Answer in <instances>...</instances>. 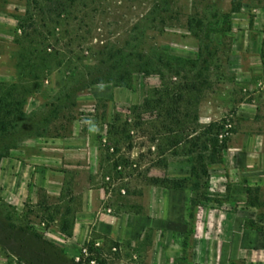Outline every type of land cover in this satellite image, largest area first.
Returning <instances> with one entry per match:
<instances>
[{
    "label": "rangeland",
    "instance_id": "rangeland-1",
    "mask_svg": "<svg viewBox=\"0 0 264 264\" xmlns=\"http://www.w3.org/2000/svg\"><path fill=\"white\" fill-rule=\"evenodd\" d=\"M262 8L264 0H0V95L14 85L24 97V115L11 124L12 115L0 105V120L8 126L0 131V264H245L235 254L246 250L259 257L264 40L257 62L231 63L229 55L247 27L253 35L264 32ZM175 70L202 82L198 119L189 124L200 129L224 118L234 129L222 162L208 165L207 189L166 192L146 181L193 180L196 152L186 155L179 147L156 156L149 152L155 150L150 125L133 124V107ZM153 117L152 111L141 114L144 121ZM123 121L130 124L127 134L109 132ZM115 141L119 151L111 155ZM10 152L12 161L35 174L17 204L3 194L13 184L4 174ZM67 152L72 162L64 158ZM108 154L130 156L138 167L109 181L99 168L111 163L104 160ZM14 165L11 175L17 176ZM61 170L64 175L55 172ZM47 180L60 183L65 199L45 192ZM86 186L92 188L88 200H99L94 211L79 204ZM247 187L259 188L252 191L257 204H249ZM118 189L130 191L126 200ZM129 204L141 212L133 216ZM66 206L75 210L77 223L69 237L58 230ZM118 208L123 212L116 225ZM99 218L123 239L96 231Z\"/></svg>",
    "mask_w": 264,
    "mask_h": 264
},
{
    "label": "trees",
    "instance_id": "trees-1",
    "mask_svg": "<svg viewBox=\"0 0 264 264\" xmlns=\"http://www.w3.org/2000/svg\"><path fill=\"white\" fill-rule=\"evenodd\" d=\"M236 10L237 9H232L231 11ZM225 19L226 22L229 23L228 15H225ZM192 67H195L194 63ZM173 76L168 79L163 76L162 86L153 89L151 94L144 97L140 105L133 107V109L137 111V119L133 124L135 127L141 126L142 124L150 125L148 140L153 143L155 150H149V152L155 153L156 156L164 155L166 152L176 153L179 147L186 155H192L196 152V154L192 156L193 166L190 172V177L193 180L190 182L184 178L149 176L146 181L154 186L174 190H182L188 187L192 189L198 186L207 189L209 180L208 165L222 162L223 152L228 148L230 134L234 133V129L230 125L227 127L228 121L224 118L211 121L207 125L201 126L200 129L189 124L191 118L194 119V122H197L198 119L197 111L199 96L202 90V82L197 80V74L190 77H181L179 70L173 71ZM23 101L24 97L15 90L14 85L8 88L3 95H0V105L7 109V114L12 115V118L8 120L10 124L13 120L20 119L24 115L22 109ZM190 106H192V109H189ZM147 111H152L154 117L144 121L141 119V114ZM127 126H130L127 121H123V123L118 125L113 124L109 126V132L115 134L121 133L122 135L127 134V132H129ZM7 128L8 126L7 123L4 122V119L0 120V131L5 132ZM139 132L143 133V131ZM125 138H127V136ZM123 142H125V140H123ZM119 147L120 141L113 142L111 146V155H115L119 151ZM133 147L132 141H129L127 150L130 151ZM142 155V151L139 152V157ZM104 160H111V163H107V166L104 167L102 164L99 166V168L102 169L103 175H109V181L113 179V175L123 179L126 177L124 172L125 169L131 168L135 170L136 167H138V162L130 156L119 155L112 159L108 154L104 157ZM117 168H122L123 170H118ZM103 184L106 185L107 181H104ZM121 190L123 193H121ZM253 190L259 191V188L253 189L247 187L246 189L249 195L247 200L250 205L257 204V197L252 196ZM63 192L62 189L59 194L61 200L65 199ZM116 192L125 199V196L128 195L130 191L128 189H118ZM139 194H141V191H139ZM203 198H207L206 195H203ZM76 199L77 197H72L71 195L68 201L74 204ZM124 204H128V202L125 201ZM127 206L129 207L126 208V211L130 213L138 214L141 212V207L135 209L132 204ZM120 211L123 212V208H118L115 212L121 213ZM48 217V219L46 218L48 222L54 219L52 215H48ZM74 218L75 210H71L68 206L64 207L63 211L60 213L58 225L59 232L67 237L71 236ZM101 263L102 261H99V264Z\"/></svg>",
    "mask_w": 264,
    "mask_h": 264
},
{
    "label": "crops",
    "instance_id": "crops-1",
    "mask_svg": "<svg viewBox=\"0 0 264 264\" xmlns=\"http://www.w3.org/2000/svg\"><path fill=\"white\" fill-rule=\"evenodd\" d=\"M261 11L263 12L264 9L262 8ZM256 31L253 28L247 27L243 33V36L240 37L236 40H234L233 45H232V51L229 55V62L231 63H236V62H257L259 61V49L260 46L263 43L264 40V32H260L257 35H253ZM73 153L72 152H67L64 153V158L67 160H70V162L73 161L72 158H69ZM11 152L9 156H5L4 159H7L5 162L6 168H4V174L9 175L10 174V179L9 181H13V184L9 185L8 190H4L3 194L5 198L10 202L11 204H17V202H21L28 193V179L34 174L33 168L32 169H27L26 166L22 164V162H14L11 160ZM10 159V160H9ZM14 162V163H13ZM14 165L15 170H18L19 172L17 173L18 175L12 176V165ZM10 172V173H9ZM57 174H62L64 175V171H55ZM35 175V174H34ZM41 186L45 188V192L47 194H57L59 195L60 193V183L57 182L55 185L50 180H47L45 183H43ZM166 192H172V191H177L174 189H168L164 188ZM91 191L92 188L89 186L83 187L82 191L79 193L80 199H79V204L82 205L84 211H94L97 209L99 200L97 197H95L91 202L88 200L89 197L91 196ZM100 196V195H99ZM82 203V204H81ZM132 214V213H131ZM139 214V213H138ZM103 216L111 217L113 215L109 213H101ZM134 214L133 216H135ZM115 218V224L117 225L120 224L122 220V214L117 213L114 214L113 216ZM77 225L76 223V217L74 218V227ZM96 231L101 232L105 237L111 238L112 240H122L123 235L122 233H118L114 230H111L108 228V226L105 224V220H100L97 221V227ZM246 258L245 264H264V248H261L260 255L259 257H255L253 252L250 250H246L243 254L236 253L235 258L241 256Z\"/></svg>",
    "mask_w": 264,
    "mask_h": 264
},
{
    "label": "built area",
    "instance_id": "built-area-1",
    "mask_svg": "<svg viewBox=\"0 0 264 264\" xmlns=\"http://www.w3.org/2000/svg\"><path fill=\"white\" fill-rule=\"evenodd\" d=\"M85 250V249H84Z\"/></svg>",
    "mask_w": 264,
    "mask_h": 264
}]
</instances>
